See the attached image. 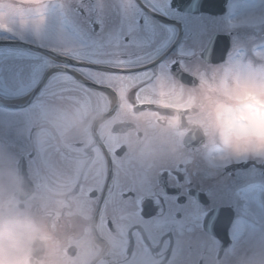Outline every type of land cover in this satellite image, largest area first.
<instances>
[{
    "label": "flooded vegetation",
    "instance_id": "obj_1",
    "mask_svg": "<svg viewBox=\"0 0 264 264\" xmlns=\"http://www.w3.org/2000/svg\"><path fill=\"white\" fill-rule=\"evenodd\" d=\"M182 1L51 0L73 47L45 48L57 55L35 51L38 90L30 151L23 154L38 198L47 200L56 189L87 209L92 235L104 249L97 264H248L253 254L264 264L260 235H245L249 204L264 201L262 187L253 185L263 180L264 168H227L237 160L210 169L199 158L197 139L185 142L191 164L156 174L120 143L133 127L131 117L146 113L159 124L174 115L163 102L178 84H195L203 62L223 63L235 45L250 46L246 0H226L218 14ZM227 40L223 61L205 58L204 50L210 59ZM78 112L99 119H86V131L78 132L69 127ZM104 122L112 125L111 138L98 135ZM263 211L254 213L258 231Z\"/></svg>",
    "mask_w": 264,
    "mask_h": 264
},
{
    "label": "clouds",
    "instance_id": "obj_2",
    "mask_svg": "<svg viewBox=\"0 0 264 264\" xmlns=\"http://www.w3.org/2000/svg\"><path fill=\"white\" fill-rule=\"evenodd\" d=\"M43 9L44 0H0V30L11 29L13 18L23 24ZM194 78L195 84H178L163 102L175 110L163 123L146 113L131 117L133 127L120 135L121 146L156 174L193 162L187 140H200L197 153L210 169L237 160L264 162V55L259 63L243 57L203 62ZM86 119L99 117L78 112L69 127L84 132ZM98 135L111 138L112 125L101 123ZM89 220L75 197L51 189L47 200L40 199L15 165L0 163V264H97L104 249ZM106 244L114 247L111 240ZM248 264H258L255 254Z\"/></svg>",
    "mask_w": 264,
    "mask_h": 264
},
{
    "label": "rangeland",
    "instance_id": "obj_3",
    "mask_svg": "<svg viewBox=\"0 0 264 264\" xmlns=\"http://www.w3.org/2000/svg\"><path fill=\"white\" fill-rule=\"evenodd\" d=\"M246 4L247 8L251 9L248 11V26L254 30L259 28L255 34L264 37V0H246ZM52 9L51 0H44V9L40 16H30L23 24L18 18H13L11 29L0 30V41L15 40L28 47H33L21 49L13 46H0V97L11 100L21 98L35 85V67L37 66L35 62L38 54L35 53L34 48H55L63 51L73 47L71 33L64 26L59 27L60 23L55 18ZM247 35L251 36V34ZM262 55H264V47L246 53L244 59L259 63ZM241 56L240 53L238 57ZM32 123V109L24 111V109L8 110L0 107V163L15 165L17 155L20 153L19 149L26 138L27 129ZM27 151L29 152V149ZM251 174L248 175L250 179L252 178ZM253 178L255 179V177ZM253 185L261 186L262 188L259 187L258 191L264 194V175L263 180H259L258 184L253 180ZM258 206L249 204V224L245 235L251 240L256 238V234L259 233L258 246L262 251L264 261V213L262 226L258 232L255 229L257 220L254 215L262 210L264 201Z\"/></svg>",
    "mask_w": 264,
    "mask_h": 264
},
{
    "label": "water",
    "instance_id": "obj_4",
    "mask_svg": "<svg viewBox=\"0 0 264 264\" xmlns=\"http://www.w3.org/2000/svg\"><path fill=\"white\" fill-rule=\"evenodd\" d=\"M0 44L22 45L20 42H17V41H0ZM224 53H225V49L221 51V55H218L216 61L222 60L223 57H224ZM32 96H33V92L29 95V100L31 99ZM0 106L5 107V108L15 109V108L22 107L23 104L20 103V102H7V101H4V100L0 99ZM251 163H254V161L248 160V161H244V162L235 164L234 166L242 168V167L248 166ZM261 166H263V164H261ZM17 168L19 169V171L25 177V180L27 182V186L32 190V185H31L30 181L27 178L26 166H25V162H24L23 157L20 158V160H19V162L17 164Z\"/></svg>",
    "mask_w": 264,
    "mask_h": 264
},
{
    "label": "snow or ice",
    "instance_id": "obj_5",
    "mask_svg": "<svg viewBox=\"0 0 264 264\" xmlns=\"http://www.w3.org/2000/svg\"><path fill=\"white\" fill-rule=\"evenodd\" d=\"M36 2H37V3H39V2H40V0H36ZM41 19H42V17H41Z\"/></svg>",
    "mask_w": 264,
    "mask_h": 264
}]
</instances>
